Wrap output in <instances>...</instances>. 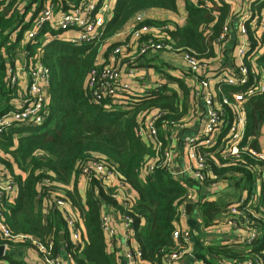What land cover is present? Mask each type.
<instances>
[{"label":"trees","instance_id":"trees-1","mask_svg":"<svg viewBox=\"0 0 264 264\" xmlns=\"http://www.w3.org/2000/svg\"><path fill=\"white\" fill-rule=\"evenodd\" d=\"M34 1L0 2V117L13 109L10 101L16 95V84L10 85L7 70L12 69L22 35L30 29L32 18L46 0L39 2L33 11L31 4ZM64 1L52 0L59 4L58 10L62 11L65 10ZM247 1L250 7V17L245 22L248 51L242 60L247 69L246 84L240 87L224 85L216 90L219 102L223 96L231 98L232 94L245 93L261 82L264 85V30L259 27L264 0ZM232 5L215 0H209L208 6L185 2L184 25L169 27L171 25L167 21L150 19L146 23L166 26V42L172 51L186 52L198 63L206 64L218 56V46L222 43L218 39L234 15ZM149 9L175 12L177 0H115L111 17L106 21L99 39L92 43L75 46L67 39L50 40L59 32L47 24L42 25L37 35L25 43L24 51L28 59H34L36 51L41 50L39 61L49 71V106L45 121L38 127L12 124L0 130V165L18 187L15 198L1 199V213L11 236L23 239H0V244L6 247L2 260L23 264L12 259L11 252L23 247L34 248L28 242L33 237L39 240L50 258L56 257L59 233L64 231L63 247L74 264H116L114 254L107 250L106 235L100 224L103 207L112 206L130 219V230L138 243L139 258L148 264H166V259L174 250L172 235L181 207L186 203L188 189L161 163L149 173L142 174L144 165L158 153L153 142L140 137L138 130L145 118L158 115L154 125L161 141L159 155L163 153L172 127L178 125L179 131L189 113L193 81L190 84L185 78L190 74L185 72V77L180 79L167 76V80L140 94L131 90L118 98V104L109 99L92 103L87 87L89 73L99 63L100 54L110 56L119 44L110 42V39L135 14ZM227 38L228 34L224 41ZM234 72L239 74L238 69ZM171 80L177 90L169 87ZM243 106L246 136L251 138L247 149H239L236 155L212 153L214 149L202 146H196L194 150L203 158L206 167V178L201 185L212 183L209 174L217 176L237 192L238 196L233 200L236 203L246 191L247 198L237 211L258 213V218L254 215L246 217L253 224H259L262 236L252 241L245 251L224 245L208 246L196 254L204 263L219 264L223 258L238 260L256 256L264 264V217H260L264 212L261 211V204L248 202L254 190L256 173L264 175L263 162L250 155L251 150L261 149V140L264 144V91L247 96ZM90 160L102 162L123 185L132 188L136 198H114L113 195L118 192L116 187L107 186L99 178L91 176L85 179L87 189L83 200L76 183L81 176L82 165ZM13 167L26 176L23 178L15 174ZM46 178L61 186L74 181L72 188L65 190L64 198L80 213L84 241L81 246L70 242L59 210H48L44 221L41 212L35 208V201L40 202L48 194L47 187L42 186ZM261 186L264 194V183ZM228 206L230 203L227 201L198 204L202 224L206 227L214 225V219L227 212ZM50 238L51 243L47 241ZM37 253L42 258V253Z\"/></svg>","mask_w":264,"mask_h":264},{"label":"built area","instance_id":"built-area-1","mask_svg":"<svg viewBox=\"0 0 264 264\" xmlns=\"http://www.w3.org/2000/svg\"><path fill=\"white\" fill-rule=\"evenodd\" d=\"M185 2L195 4L196 6H208L209 0H184ZM220 3L231 4L232 0H215ZM115 0H65L63 2L64 11L58 10V3L52 2V0H46L41 9L32 18V28L26 31L24 40L27 42L29 38L37 35L38 30L42 25L47 24L50 28L59 32L56 36L50 37V40H69L73 45L79 46L83 43H92L99 39L101 32L104 29L106 21L110 18V14L113 10ZM242 12L237 14L238 28L241 39L237 44L236 56L241 59V65L230 71H220L215 78L219 81L217 90L222 87H240L246 84L247 69L242 65L246 52L248 51L245 33V22L250 17L249 2L245 0L243 4ZM239 15V16H238ZM233 18V17H232ZM235 18V17H234ZM236 19V18H235ZM149 20L143 13L135 14L130 23L129 34L131 41L121 42L111 52L108 62H99L90 71L87 79V87L90 90L91 102L98 103L101 100L109 99L114 104H118V98L122 94H126L131 91L130 86L126 83H121V76L123 70L126 74L134 78H140L137 75L139 64L143 58H147L151 54L158 53L160 51L169 50L172 51L169 44L166 42V26H156L146 23ZM257 21V20H256ZM259 27L264 30V21L259 22ZM229 26H225L222 35L219 37L220 42H224L225 36L228 34ZM65 32H74L72 36L64 35ZM219 43V49L221 45ZM178 51V50H175ZM182 58L186 63L187 72H189L192 78L197 79L199 77L198 72L204 64L198 63L192 56L186 52H181ZM41 56V50L36 51L35 62L29 66L28 72V87L27 91L20 100L19 106L13 107L11 111H8L0 117V130L1 128L9 125L38 127L43 124L48 112L49 95H48V82L49 71L46 67L42 66L39 61ZM238 69V73H232ZM20 69L16 73L8 70L9 83L14 86L18 82ZM204 78V77H203ZM201 78L198 81L201 83L203 89H206L204 101L202 107L206 116V123L202 130H200L195 136L191 137L188 145V157L195 161V167L192 169L194 178L199 182L204 181L206 178L205 164L201 156H199L194 147H204L205 149H214L212 153H218L220 155L230 154L236 155L239 149H247L251 138L246 136V118L244 110V102L246 97L250 96L254 92L261 93L264 91L263 82L255 86L253 89L248 90L245 93H234L231 98L223 96L218 101V98L208 89V82L206 78ZM159 85V84H157ZM194 90V89H193ZM193 94L201 98L202 92L194 90ZM111 110V109H110ZM159 116L145 118L140 124L138 134L140 137L150 139L153 143V147L158 154H155L143 167L142 174L149 173L157 164H163L167 167L170 174L174 175L172 171V161L170 149L164 147V151L159 155L161 148V141L159 140L157 129L154 125V121ZM182 126L179 127L181 129ZM175 129H178V125L172 127L169 140L172 139V134ZM1 132V131H0ZM261 144V143H260ZM251 157L260 160L264 164V147L260 150L250 152ZM84 179L95 176L101 181L105 182L107 179L114 175L110 172L105 165L98 160H90L85 162L81 167V173ZM254 183V190L249 197V204L258 205L261 204V211L264 212V194L258 191V188L264 183V175L259 172L256 173ZM260 182V185H258ZM42 186H46L48 194L43 197L44 208L46 212L56 208L61 213L62 217L66 220V229L69 234V240L73 245H82V233L83 225H80L82 219L76 220L75 216L68 212V201L64 198V192L59 190L58 186L46 178ZM242 198L238 203L228 206L227 212H232L236 216L239 215L237 207L247 198ZM16 194V184L11 178L10 174L4 170L0 165V239L10 240H23L22 237L13 238L11 232L6 224L3 222V216L1 213V199L6 198L10 200ZM114 198L119 200H126L124 194L117 192L113 195ZM189 194L187 199L189 198ZM186 199V202H187ZM263 202V203H262ZM185 204V203H184ZM183 204V206H184ZM183 206L181 207V213L184 212ZM66 217V218H65ZM264 217V214L260 215ZM123 221L127 229H130V219L127 216H123ZM100 224L103 232L107 238L112 239L114 236L113 229L109 226L107 215L103 214L100 219ZM228 224L233 228H238V221L236 219L228 220ZM255 234H252L254 238ZM127 237V236H126ZM175 242L174 250L170 253L166 262L168 264L179 260L185 254L184 245L187 244L191 237V232L188 230L179 231L175 230L173 235ZM51 243L52 239L47 240ZM28 242L37 250L42 253V260L44 264H74L70 257L67 260H63L56 257H49L48 252L45 251L43 245L39 244L37 238H31ZM251 244V243H250ZM6 250V247H5ZM137 255L140 256L139 251ZM127 259H131V254L127 253ZM127 260V261H128ZM233 264H263L256 256L246 257L238 260H232ZM0 264H6L0 259ZM128 264L132 262L128 261Z\"/></svg>","mask_w":264,"mask_h":264},{"label":"crops","instance_id":"crops-1","mask_svg":"<svg viewBox=\"0 0 264 264\" xmlns=\"http://www.w3.org/2000/svg\"><path fill=\"white\" fill-rule=\"evenodd\" d=\"M1 1L2 0H0V2ZM41 1L42 0H35L31 4V10L34 11L35 7H37L39 5V2ZM244 2L245 0H232L234 15L233 18H231V20L229 21L230 24L228 38L225 39L226 41L222 43L220 49L218 46V56L203 65V67L198 72L199 77L197 79L192 78V76H188L185 78V81H189L190 84L193 81V89L202 92V96L198 99V97L196 98V96L193 94L194 90L192 91L189 113L183 119L181 129L179 131L178 129H175L173 131V133L177 132V140L173 142L172 140L168 139L169 142H167V145L168 143H170L171 145L170 153L172 161V171L174 172L175 177L181 179L182 182L187 186L188 194L190 195L187 199V202L183 206L184 212H182L179 216L176 230H188L191 232V237L189 242L184 245V256L170 264H215L208 262L204 263L203 260L199 259L196 256V254L198 253V251H202L206 247L212 245H224L233 250L245 251L248 250V248L250 247L248 245H250L252 241H254L255 239L258 240L262 236L259 224H253L251 221H248V218L246 217L248 215H254L256 218H258L259 214L255 212H238L239 215L236 216L235 214H232V212L224 211L220 216L214 219V225L206 227L202 224L201 214L198 210V204L204 201H212L216 203L218 201H227L231 206L236 204V202L233 200H235L236 195L238 196V194L227 182L219 180L217 176L214 177L211 174H209V177L212 178L210 179V182L212 183H204L203 185H201V182L195 179L192 173V169L195 167V161L191 160L187 155L189 149L188 145L185 143L183 144V142L181 145H178V138L180 136L189 135V137H193L204 128L206 123V116L202 107L206 89L202 88L201 83L198 80L203 77L206 78L208 82V89L216 95L219 81L215 78V76L222 70L230 71L231 69L237 68L241 65V59L236 56L237 44L241 39L236 16L238 13L242 12ZM142 12L150 20L161 22L167 21L168 24L171 25L169 27H172L173 25L182 26L185 24L186 11L184 0H177V10L175 12L162 9H149ZM111 14L109 17H111ZM30 15L31 12L28 13V16ZM261 20L264 21V9L261 12ZM130 23L131 18L126 22L124 27L110 39V42L124 43L131 41V37L129 34ZM31 28L32 26L30 27V29ZM25 33L26 32H24V34L22 35L17 49V54L11 67L12 69H10L13 73H16L18 71V68L20 69L19 78L17 79L18 82L14 87L16 95L12 99V101H10V106L12 108L15 106H19L20 100L27 91V70L29 66L33 65L35 62L33 58L28 59L27 54L24 51V46L26 43V41L24 40ZM73 33L74 32H65L64 35L68 37L72 36ZM106 57L100 54L98 62H108L109 56L107 58ZM187 71L188 70L186 67V63L182 58L181 52L165 50L151 54L146 58V62L143 58V60L140 62V66L137 70L136 75L140 76L141 79H132L123 70L121 83H126L127 85H129L130 89L133 90V93L137 92L138 94H140L157 86V84H161L162 81L167 80V76L171 75L172 77L178 79L185 77L184 74L185 72L187 73ZM171 81H169V87L177 90L175 83ZM260 143L261 147H264L262 140L260 141ZM170 145L168 146L170 147ZM13 169L15 174L21 175L23 178L26 176V174L17 167H13ZM73 182L74 181H72L71 184L69 183L65 186H57L59 190L65 192V190L72 188ZM104 183L107 186L116 187L117 191L120 192L121 195L124 194L125 199H134L137 196L132 188H130L128 185H123L117 176H110ZM76 184L78 194L84 200L85 191L87 189V181L81 175L78 178ZM258 191H262V186L258 188ZM17 194L18 187L16 185V194L13 196V198H15ZM245 196L246 194L243 192L240 199L245 198ZM188 203L192 204L190 213H186L185 210V206ZM35 208L41 212L42 218L45 221L47 212L44 208V202L42 199L40 202H38L37 200L35 201ZM67 209L68 212L71 213V215L75 216L77 221L81 219L80 213L73 209L70 204L68 205ZM103 214L107 215L109 226L114 231L113 238L110 239L106 236V241L107 250L108 252L114 254L116 264H128V261L132 262V264H148L142 261L137 255L138 243L134 239L131 230H128L125 226L122 218L123 216L119 213V211H117L112 206H104L102 210V215ZM230 219H236L238 221L237 229H233L228 224V220ZM80 225L82 226V222H80ZM61 232L63 233V241H60L59 236L60 244L58 246L56 254L59 258L67 260L69 259V257L63 247L65 233L64 231ZM252 234H255L254 238H252ZM16 250L17 251L11 252L12 259L17 260L18 262H21L23 264H44V261L39 257L34 248L23 247ZM127 253L131 254L130 260H128L126 257ZM3 261L6 264H11L5 260ZM165 263L168 264L167 262ZM219 264H233V262L231 259L223 258Z\"/></svg>","mask_w":264,"mask_h":264},{"label":"rangeland","instance_id":"rangeland-1","mask_svg":"<svg viewBox=\"0 0 264 264\" xmlns=\"http://www.w3.org/2000/svg\"><path fill=\"white\" fill-rule=\"evenodd\" d=\"M29 1V0H28ZM204 79V78H203ZM205 80V79H204ZM177 133V132H176ZM175 132L172 134V141L174 142V141H176L177 140V134H176ZM190 138L191 137H189V135L188 136H180L179 138H178V145H181L182 144V142H183V144L185 143V144H187L188 142H189V140H190ZM167 142H169V140H167ZM171 144H172V142H171ZM168 145H170V143H168ZM168 145H166L165 147H167L168 149H171V145H170V147L168 146ZM258 185H260V182H259V184Z\"/></svg>","mask_w":264,"mask_h":264},{"label":"water","instance_id":"water-1","mask_svg":"<svg viewBox=\"0 0 264 264\" xmlns=\"http://www.w3.org/2000/svg\"><path fill=\"white\" fill-rule=\"evenodd\" d=\"M191 209H192V204H190V203L186 204V206H185L186 213H190ZM59 236H60V241H63V233L62 232L59 234ZM4 255H5V245L0 244V259H2L4 257Z\"/></svg>","mask_w":264,"mask_h":264}]
</instances>
